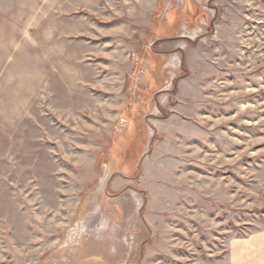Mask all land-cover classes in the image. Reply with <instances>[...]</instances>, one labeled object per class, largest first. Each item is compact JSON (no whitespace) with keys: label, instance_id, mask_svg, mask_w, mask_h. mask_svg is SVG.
<instances>
[{"label":"rangeland","instance_id":"obj_1","mask_svg":"<svg viewBox=\"0 0 264 264\" xmlns=\"http://www.w3.org/2000/svg\"><path fill=\"white\" fill-rule=\"evenodd\" d=\"M259 230L264 0H0V264H227Z\"/></svg>","mask_w":264,"mask_h":264},{"label":"crops","instance_id":"obj_2","mask_svg":"<svg viewBox=\"0 0 264 264\" xmlns=\"http://www.w3.org/2000/svg\"><path fill=\"white\" fill-rule=\"evenodd\" d=\"M195 98H191L189 101V104L193 108L185 109V110H178L173 111V117L175 119L179 118V127L181 126L180 123H183L185 125L186 130H188V126L186 125H193L195 123L188 122V118H192V112H194L195 106ZM182 105V104H181ZM179 107V106H178ZM181 108V106H180ZM171 116V117H172ZM187 120H185V119ZM185 123V124H184ZM182 127V126H181ZM180 127V128H181ZM197 127H195L196 129ZM197 132H186V133H180V137L183 139L184 137H188L189 135L191 137H197L195 135ZM179 135V134H178ZM175 134V136H178ZM225 260L227 264H264V230L256 231L255 233L249 235L245 238H238L234 239L232 241H229L227 246V252L225 255Z\"/></svg>","mask_w":264,"mask_h":264}]
</instances>
